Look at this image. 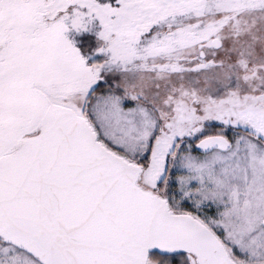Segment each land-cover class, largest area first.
<instances>
[{"label":"snow or ice","instance_id":"1","mask_svg":"<svg viewBox=\"0 0 264 264\" xmlns=\"http://www.w3.org/2000/svg\"><path fill=\"white\" fill-rule=\"evenodd\" d=\"M0 264H264V0H0Z\"/></svg>","mask_w":264,"mask_h":264}]
</instances>
